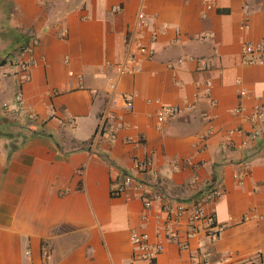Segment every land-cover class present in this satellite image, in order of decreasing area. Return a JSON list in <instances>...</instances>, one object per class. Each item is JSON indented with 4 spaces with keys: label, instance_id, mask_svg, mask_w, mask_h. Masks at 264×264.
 I'll return each mask as SVG.
<instances>
[{
    "label": "crops",
    "instance_id": "crops-1",
    "mask_svg": "<svg viewBox=\"0 0 264 264\" xmlns=\"http://www.w3.org/2000/svg\"><path fill=\"white\" fill-rule=\"evenodd\" d=\"M141 10L162 32L141 70L120 74ZM258 42L264 0H0V115L14 134L0 136V264H264V123L254 137L248 118L264 106V61L244 51ZM162 104L181 110L160 122ZM127 173L154 196L147 218L137 193L114 194ZM213 185L204 206L221 233L202 222L190 237L187 211L168 235L167 205ZM134 231L163 241L155 260Z\"/></svg>",
    "mask_w": 264,
    "mask_h": 264
},
{
    "label": "built area",
    "instance_id": "built-area-1",
    "mask_svg": "<svg viewBox=\"0 0 264 264\" xmlns=\"http://www.w3.org/2000/svg\"><path fill=\"white\" fill-rule=\"evenodd\" d=\"M162 32V29L155 27L151 17L143 10L137 13L136 18V30L130 36H127V55L125 60L116 64V69L120 74L124 73H133L141 70L140 58L141 57H151L155 53V44L157 43L159 36ZM37 40H34L36 43ZM244 51L248 54L257 52L258 58L252 59L251 61H264V42L258 43H247L244 46ZM33 63V60L23 62L21 64V69L24 71V78H28V70ZM112 89L117 88V84L113 82L111 84ZM126 107L132 109L133 107V93L122 94ZM22 103V94L19 93L16 95V100L13 102H4L3 107L6 110L11 108V105L15 103ZM180 107L177 105L171 104H162L157 112V117L160 122H163L167 118L180 112ZM236 111H240V108H237ZM250 121L256 124L255 128L252 130L251 135L256 137L261 131V123H264V106H256L253 111L248 115ZM105 122L104 120L99 123L96 131L95 137L99 136L103 129ZM235 130H230V133H233ZM135 167L138 171L142 172L151 167V161L147 159L136 160ZM137 193L136 195L141 197L145 209L144 217H148V212L152 209L154 196L149 193L146 182L139 178L135 177L132 174H125L122 183L114 191V194L117 195H129L131 193ZM222 193L221 188L216 185L211 186L206 194L200 199H194L190 203L184 201L178 202L176 207H172L170 204L166 207L167 218H166V232L168 235L173 234L171 224L173 220H178L181 218L185 212L190 211L189 219V231L188 235L194 236L198 230L199 225L203 222L205 223V229L207 235L216 238L221 231L223 226L219 225L217 218L214 213L207 212L204 204L207 201H213L218 198ZM131 241L138 250L139 255L146 260L153 261L157 258L158 254L163 250V241L161 239L152 240L150 234L147 231H134L131 234ZM192 264H200L199 260H194ZM245 264V263H239Z\"/></svg>",
    "mask_w": 264,
    "mask_h": 264
},
{
    "label": "trees",
    "instance_id": "trees-1",
    "mask_svg": "<svg viewBox=\"0 0 264 264\" xmlns=\"http://www.w3.org/2000/svg\"><path fill=\"white\" fill-rule=\"evenodd\" d=\"M6 60H1L0 65L4 64ZM11 120H9L6 116L0 115V136L1 135H14L13 133H5L9 127V125H12Z\"/></svg>",
    "mask_w": 264,
    "mask_h": 264
},
{
    "label": "rangeland",
    "instance_id": "rangeland-1",
    "mask_svg": "<svg viewBox=\"0 0 264 264\" xmlns=\"http://www.w3.org/2000/svg\"><path fill=\"white\" fill-rule=\"evenodd\" d=\"M16 130V129H15Z\"/></svg>",
    "mask_w": 264,
    "mask_h": 264
}]
</instances>
